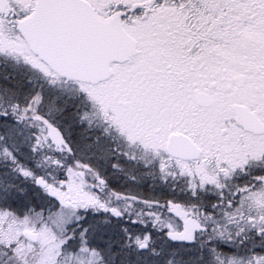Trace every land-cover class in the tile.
Here are the masks:
<instances>
[{"label": "snow or ice", "instance_id": "snow-or-ice-1", "mask_svg": "<svg viewBox=\"0 0 264 264\" xmlns=\"http://www.w3.org/2000/svg\"><path fill=\"white\" fill-rule=\"evenodd\" d=\"M0 264H264V0H0Z\"/></svg>", "mask_w": 264, "mask_h": 264}]
</instances>
